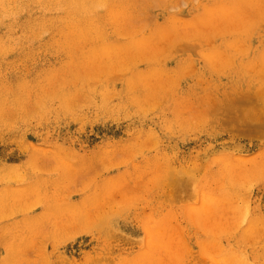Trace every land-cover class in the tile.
Segmentation results:
<instances>
[{"label": "rangeland", "instance_id": "rangeland-1", "mask_svg": "<svg viewBox=\"0 0 264 264\" xmlns=\"http://www.w3.org/2000/svg\"><path fill=\"white\" fill-rule=\"evenodd\" d=\"M0 264H264V0H0Z\"/></svg>", "mask_w": 264, "mask_h": 264}, {"label": "bare ground", "instance_id": "bare-ground-1", "mask_svg": "<svg viewBox=\"0 0 264 264\" xmlns=\"http://www.w3.org/2000/svg\"><path fill=\"white\" fill-rule=\"evenodd\" d=\"M239 113H237V115H238ZM240 114H241V112H240ZM239 116V115H238ZM238 116H236V117H238ZM239 118H241V116L239 117ZM238 120V119H237ZM240 120V119H239ZM241 121V120H240ZM261 121V120H260ZM258 123H260V122H258ZM260 125H261V123H260ZM263 125V124H262ZM259 126V125H258ZM260 128V127H259ZM261 129V128H260Z\"/></svg>", "mask_w": 264, "mask_h": 264}]
</instances>
